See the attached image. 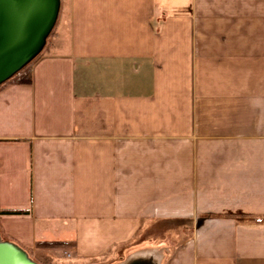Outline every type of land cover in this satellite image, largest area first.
Segmentation results:
<instances>
[{
  "label": "crops",
  "instance_id": "0c3cea01",
  "mask_svg": "<svg viewBox=\"0 0 264 264\" xmlns=\"http://www.w3.org/2000/svg\"><path fill=\"white\" fill-rule=\"evenodd\" d=\"M62 18L27 80L0 82V210L21 211L3 240L264 264V0H59Z\"/></svg>",
  "mask_w": 264,
  "mask_h": 264
},
{
  "label": "water",
  "instance_id": "95a60500",
  "mask_svg": "<svg viewBox=\"0 0 264 264\" xmlns=\"http://www.w3.org/2000/svg\"><path fill=\"white\" fill-rule=\"evenodd\" d=\"M59 0H0V82L33 56L54 23ZM0 264H38L0 241Z\"/></svg>",
  "mask_w": 264,
  "mask_h": 264
},
{
  "label": "rangeland",
  "instance_id": "374dc122",
  "mask_svg": "<svg viewBox=\"0 0 264 264\" xmlns=\"http://www.w3.org/2000/svg\"><path fill=\"white\" fill-rule=\"evenodd\" d=\"M63 23H61V27L59 25L58 27V21H56V23H53V25L51 26V28L49 29V31L47 32V34L44 37L43 40V44L41 45V47L39 48V50L33 55L31 56L27 61H25L17 70H15L12 74H10L7 78L11 77V76H16V75H20V74H25L26 70H27V66L29 65V63L31 62V60L38 55L39 53L42 52H46L48 51L52 46L55 47V45L58 44L59 41H64L65 40V36H66V26H65V20L62 18ZM55 24V25H54ZM52 50V49H50ZM170 237L173 234H177L179 233V231L176 228H170L168 231ZM158 235H164V229L161 230L160 232H158ZM3 240V237L0 235V241ZM176 243V242H175ZM174 242L172 244H170V249L174 248ZM129 250L126 249L125 247H121L118 252L114 255H112L109 258L104 259L102 262L100 260H89L87 263L85 264H130L129 260V256L130 254L128 253ZM26 255L32 259L33 261L37 262L38 264H82L79 263L77 261H75L74 259L69 258L68 256H58L57 258H53L50 260H47L45 258H41L39 257V255H33V254H27ZM160 252L157 251V256L156 258L152 259V260H148V262L150 264H156L157 261H159V256H160ZM144 259V258H143ZM141 261H145V260H141Z\"/></svg>",
  "mask_w": 264,
  "mask_h": 264
},
{
  "label": "trees",
  "instance_id": "16d2710c",
  "mask_svg": "<svg viewBox=\"0 0 264 264\" xmlns=\"http://www.w3.org/2000/svg\"><path fill=\"white\" fill-rule=\"evenodd\" d=\"M17 80L18 81H26L27 80V77H26V75L25 74H20V75H18V77H17ZM21 211L20 210H18V209H1L0 210V213H20ZM24 212V211H23Z\"/></svg>",
  "mask_w": 264,
  "mask_h": 264
}]
</instances>
